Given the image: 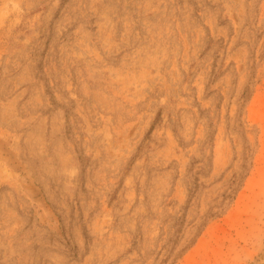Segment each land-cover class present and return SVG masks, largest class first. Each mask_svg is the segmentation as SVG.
<instances>
[{
  "label": "rangeland",
  "instance_id": "obj_1",
  "mask_svg": "<svg viewBox=\"0 0 264 264\" xmlns=\"http://www.w3.org/2000/svg\"><path fill=\"white\" fill-rule=\"evenodd\" d=\"M0 264H264V0H0Z\"/></svg>",
  "mask_w": 264,
  "mask_h": 264
}]
</instances>
